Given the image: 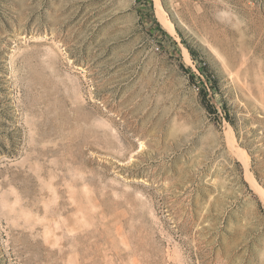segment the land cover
<instances>
[{
	"label": "rangeland",
	"instance_id": "1",
	"mask_svg": "<svg viewBox=\"0 0 264 264\" xmlns=\"http://www.w3.org/2000/svg\"><path fill=\"white\" fill-rule=\"evenodd\" d=\"M0 264H264V0H0Z\"/></svg>",
	"mask_w": 264,
	"mask_h": 264
},
{
	"label": "bare ground",
	"instance_id": "2",
	"mask_svg": "<svg viewBox=\"0 0 264 264\" xmlns=\"http://www.w3.org/2000/svg\"><path fill=\"white\" fill-rule=\"evenodd\" d=\"M239 149V148H238ZM240 151V150H239ZM240 153V155H241V157L243 156L244 157V160H245V162H246V164L248 165V158L244 155V153L243 152H239ZM242 157V158H243Z\"/></svg>",
	"mask_w": 264,
	"mask_h": 264
}]
</instances>
